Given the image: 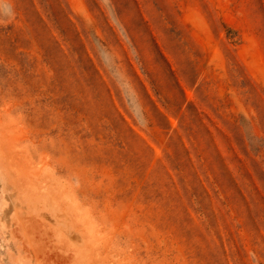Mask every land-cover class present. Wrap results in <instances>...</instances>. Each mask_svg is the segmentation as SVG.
Returning a JSON list of instances; mask_svg holds the SVG:
<instances>
[{"label":"rangeland","instance_id":"1","mask_svg":"<svg viewBox=\"0 0 264 264\" xmlns=\"http://www.w3.org/2000/svg\"><path fill=\"white\" fill-rule=\"evenodd\" d=\"M0 264H264V0H0Z\"/></svg>","mask_w":264,"mask_h":264}]
</instances>
